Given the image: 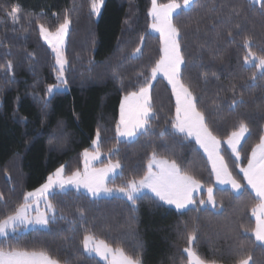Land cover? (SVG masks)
Masks as SVG:
<instances>
[{"label": "trees", "instance_id": "16d2710c", "mask_svg": "<svg viewBox=\"0 0 264 264\" xmlns=\"http://www.w3.org/2000/svg\"><path fill=\"white\" fill-rule=\"evenodd\" d=\"M91 2L0 0V219L23 203L28 192L47 182L57 168L63 166L65 175L77 169L82 172L83 152L93 150L97 130L99 149L107 156L101 165L116 159L121 164L120 175L110 182L114 186L138 178L137 173L146 168L152 155L149 142L160 145L167 141L191 174L215 187L211 166L199 146L190 138L178 142L169 126V118L175 115V96L163 78L153 83L152 102L161 119L153 123L150 139L139 135L133 141L119 140L120 105L128 92L136 90L138 81L150 76V67L162 55V41L150 31L151 0H104L98 16L91 12ZM196 2L200 5L196 11L189 8L179 16L186 34L185 80L194 95L203 97L204 109L220 106L215 121L222 140L240 122L249 125L241 144V164L246 166L244 156H250L264 130V71L260 72L258 61L245 64L243 58L249 49L264 56V13L255 10L258 4L251 0ZM13 7L18 8L15 22L8 14ZM233 8L242 15L236 17ZM66 15L71 20L65 53L67 90L49 94V87L58 84V71L39 26L54 32ZM230 17L229 24L218 25ZM229 30L232 37L226 34ZM230 39L234 42L229 43ZM246 41H250L247 48ZM138 46L142 55L135 53ZM134 84L136 87H130ZM234 94L244 104L230 113L226 105ZM155 150L159 158H176L160 147ZM238 172L235 169L233 174ZM224 191L233 194L221 198L214 191L216 209L199 205L200 211H196L194 205L178 212L154 202L149 193L138 197V211H132L131 202L124 198L90 200L83 192L58 190L49 197L57 209L54 224L16 232L1 239L0 246L7 239L11 247L45 251L59 264H105L84 248V236L91 235L113 249L137 255L140 264H189L184 251L189 247L208 264H239L241 252L251 256L250 264H264V245L254 236L252 215L259 198L250 189L240 194L230 188ZM199 197L206 199V192ZM194 225L197 238L189 242Z\"/></svg>", "mask_w": 264, "mask_h": 264}, {"label": "snow or ice", "instance_id": "6c2138e0", "mask_svg": "<svg viewBox=\"0 0 264 264\" xmlns=\"http://www.w3.org/2000/svg\"><path fill=\"white\" fill-rule=\"evenodd\" d=\"M253 5L258 4V9L264 13V0H251ZM104 0H92L91 12L94 15H99L103 7ZM200 5L196 0H170L169 3L160 4L158 0H151V9L149 15L152 18L151 29L160 34L163 40L162 55L150 67V76L146 77L143 82H137L135 91L128 92L124 97L127 102L130 98L136 101L134 109L126 111V103L120 105V118L116 126V132L120 137L132 139L140 135L146 139H150L152 135V126L155 121L160 120V116L155 112L153 104V82L158 76H161L171 86V92L175 96V115L169 118V126L175 130L176 139L181 142L184 139L192 138L199 149L202 150L206 161L210 164V175L215 177V185L219 186L218 191L223 195L231 196L232 192L224 191L225 186H230L235 194H240L243 190L247 192L249 189L259 198L258 208L264 214V130L259 136V141L251 149L250 156L245 155L244 161L246 166H242L241 159L244 149L241 148V143L245 140L246 134L249 133V125L240 122L236 130L231 131L227 135L226 140H222L216 129V113L221 111L218 105L215 109L207 110L201 105L203 97L194 95L190 86L185 80L187 75V63L185 60L186 34L182 33L179 16L183 10L191 8L196 11ZM236 17L242 15L241 11L233 8ZM18 8L13 7L8 13L11 19L15 22ZM174 13L177 18L174 20ZM229 20H221L219 26H224L231 22ZM70 18L67 15L64 21L59 24V27L53 32L40 25V34L43 39L51 46L52 51L56 54V64L59 66L60 81L62 84H67L64 79V72L68 60L65 57L62 49L68 36ZM239 27V25H235ZM187 27V25H184ZM213 32H216V27H213ZM227 36L232 37V31H227ZM219 35V34H217ZM233 43V40H229ZM250 41L245 42L247 48ZM140 44L144 45V37H140ZM135 53L141 54V47L135 48ZM218 58V57H217ZM244 63L250 64L252 60L258 61V67L264 71V56H257L249 49L244 56ZM8 67L11 69V61L8 62ZM143 75V73H141ZM251 79L255 80L253 75ZM229 89H221L228 91ZM231 91L235 92L233 85ZM53 92L52 87H49L48 93ZM243 100H237L235 94L230 102L226 105L230 113L237 111V105H243ZM161 140L164 138V133L160 132ZM100 141V132L96 131L94 144ZM226 145V147H225ZM148 147L152 149V155L148 158L146 168L141 169L137 176L131 178L115 189L107 186L108 177L111 174H117V170L121 168L119 159L115 163L108 161L106 166L94 168L89 171L88 161L100 159V150L97 147L94 152L85 150L84 156V172L79 169L65 175L63 166L57 168L54 174H50L45 182L38 190L30 191L24 196V202L14 209L10 214H6L5 218L0 219V237L7 238L9 233H16L21 227L32 225L40 228H47L50 223H55L58 219L56 206L49 196L54 197L53 189L58 187L60 192H66L71 186L72 189L79 192L81 188L86 190V194L90 200H96L102 194L112 195L114 192L126 197V200L131 202L132 211H138L135 205L138 195L148 189L154 194V202H162L164 205L174 206L178 212H183L190 205H196V211H200L199 205H210L211 208H217V200L214 195V186L212 184L202 183L200 179L191 174L190 167L183 161L179 160V156L171 152V146L164 141L160 145H155L149 142ZM156 147H160L164 152L170 155H176L173 159L159 158L156 152ZM230 150V151H229ZM227 157V158H226ZM234 157V159H233ZM231 163V168H230ZM238 169L239 172L234 175L233 172ZM242 173V176L239 174ZM55 177V179H54ZM241 180L246 181V184L241 183ZM201 191L206 192V199L199 196H194V193ZM44 198L45 211H40L39 201L30 199L37 197ZM237 203H242L238 201ZM35 205L36 215H32L28 210ZM257 209H252V215L256 216ZM60 218H63L62 216ZM83 219V217H82ZM258 223L254 234L257 241L264 243V216L257 217ZM246 231L248 229H245ZM196 226L189 233V242L196 240ZM84 248L88 252H94L104 260H109L110 264H140L137 255L125 254L123 249H113L103 240L96 241L93 236L85 235L83 238ZM188 253L190 264H205V262L197 256L191 248H185ZM251 256L245 252L240 253L239 264H249ZM0 264H59L57 259L52 258L45 251H29L19 245L11 247L7 239L3 246H0Z\"/></svg>", "mask_w": 264, "mask_h": 264}, {"label": "rangeland", "instance_id": "374dc122", "mask_svg": "<svg viewBox=\"0 0 264 264\" xmlns=\"http://www.w3.org/2000/svg\"><path fill=\"white\" fill-rule=\"evenodd\" d=\"M159 3V2H158ZM161 4V3H160ZM151 9V8H150ZM176 13H174V15H175ZM150 18H151V16H150ZM151 20H152V18H151ZM50 31V30H49ZM69 31H70V26H69V30H68V35H69ZM151 31V33H153V34H155V35H158V36H160V34L158 33V32H155V31H153L152 29L150 30ZM42 37V36H41ZM161 38V37H160ZM42 39H43V37H42ZM67 39H68V36H67V38H66V42H65V44H64V46H63V49H62V51H63V53H64V55H65V57H66V46H67ZM43 41L48 45V47L50 48V50L52 51V48H51V46L43 39ZM161 41H162V48H163V40L161 39ZM52 53H53V55H54V57H55V63H56V54L52 51ZM56 67H57V71H58V68H59V66L56 64ZM66 68H67V65H66ZM260 72H263L261 69H260ZM60 73H59V71H58V84L57 85H55V86H53L52 87V89H53V92H55V91H65V90H67V87H66V85H64V84H62L61 83V81H60ZM158 78H162L161 76H158L157 77V79ZM64 79H65V72H64ZM156 79V80H157ZM154 83V82H153ZM52 92V93H53ZM51 93V94H52ZM122 103H126V111L127 110H130V109H134L135 108V105H136V101L134 100V99H129L127 102H125L124 101V99H123V101H122ZM175 131V130H174ZM139 136V135H138ZM137 136V137H138ZM246 136H247V134H246ZM246 136H245V138H246ZM137 137H135V138H132V139H127V138H124V137H120L119 135H118V138H119V140H121V141H133V140H135ZM191 140H193L192 138H190ZM194 141V140H193ZM242 144V143H241ZM226 146V145H225ZM99 148V143L98 144H94L93 143V150L92 151H89V152H94L95 150H96V148ZM100 150V149H99ZM100 153H101V155H100V159H98V160H91L90 158H89V161H88V167H89V171L91 172L94 168H99V167H101V166H106V164L105 165H101V163H102V161L104 160V159H106L107 158V156L106 155H104L103 154V152L100 150ZM84 156H83V170H82V172L81 173H83L84 172V167H85V165H84ZM113 163H115V162H113ZM120 173H121V168L120 169H118L117 170V174H111V175H109V177H108V181H107V186H109V187H112L113 189H115V188H117L118 186H114V185H112V184H110V182L111 181H113V180H115V178L118 176V175H120ZM54 179H55V177H54ZM214 179H215V177H214ZM215 188H219V186H216L215 185V187H214V191H215ZM225 188H230V186H225ZM39 189V188H38ZM38 189H36V190H38ZM231 189V188H230ZM36 190H34V191H36ZM68 190H74V189H72L71 188V186H69V189ZM55 191H58V187L56 188V189H53V192H55ZM79 192H83V193H85L86 194V190L85 189H83V188H81L80 189V191ZM144 192H149L151 195H153L154 196V194H152L151 192H150V190H148V189H144L139 195H138V197L140 196V195H142V194H144ZM205 191H201V192H199V193H194L193 195L194 196H200L202 193H204ZM50 197V196H49ZM49 197H48V199H49ZM113 197H119V198H124V199H126V197H123L121 194H119V193H116V192H114L112 195H107V194H102V196L100 197V198H113ZM30 199H35V200H38L39 201V209H40V211H45V206H44V198L43 197H39V195L37 196V197H34V198H30ZM166 206H168V207H171V208H174V206H169V205H166ZM194 205H190L189 206V208H191V207H193ZM202 206H204V207H210L211 208V206L210 205H202ZM35 205H33V207L32 208H30L28 211L32 214V215H36V211H35ZM188 208V209H189ZM175 209V208H174ZM257 209V214H256V216H254L255 217V219L257 220V217H260V216H264V214H262L260 211H259V208L257 207L256 208ZM187 210V209H186ZM185 211V210H184ZM257 222H258V220H257ZM33 229H46V228H40L39 226H36V227H33L32 225H29V226H27V227H21L17 232H26V231H29V230H33ZM12 234H14V233H9V236L10 235H12ZM5 237H0V240L1 239H4ZM189 248H191V247H189ZM187 253V252H186ZM187 255H188V253H187ZM189 257V256H188ZM189 264H190V261H189ZM205 264H208V263H205ZM249 264H250V261H249Z\"/></svg>", "mask_w": 264, "mask_h": 264}, {"label": "crops", "instance_id": "0c3cea01", "mask_svg": "<svg viewBox=\"0 0 264 264\" xmlns=\"http://www.w3.org/2000/svg\"><path fill=\"white\" fill-rule=\"evenodd\" d=\"M232 190V189H231ZM251 190V189H250ZM233 191V190H232ZM144 193H149V192H144ZM150 194V193H149ZM255 218V217H254ZM255 221H256V227H257V220L255 219ZM254 236H255V234H254ZM256 238V237H255ZM97 241V240H96ZM259 244H261V245H264V243H261L260 241H257ZM88 254H90V255H92V256H95V257H97L99 260H101L102 262H104L105 264H110V261L109 260H104L102 257H100L99 255H97L96 253H94V252H88V251H86Z\"/></svg>", "mask_w": 264, "mask_h": 264}]
</instances>
